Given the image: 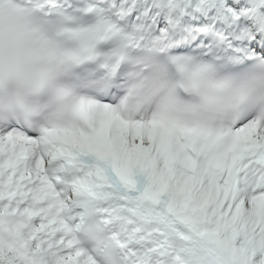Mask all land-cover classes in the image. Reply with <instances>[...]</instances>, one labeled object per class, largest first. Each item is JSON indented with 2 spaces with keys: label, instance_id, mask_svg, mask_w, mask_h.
<instances>
[{
  "label": "snow or ice",
  "instance_id": "snow-or-ice-1",
  "mask_svg": "<svg viewBox=\"0 0 264 264\" xmlns=\"http://www.w3.org/2000/svg\"><path fill=\"white\" fill-rule=\"evenodd\" d=\"M0 264H264V0H0Z\"/></svg>",
  "mask_w": 264,
  "mask_h": 264
}]
</instances>
